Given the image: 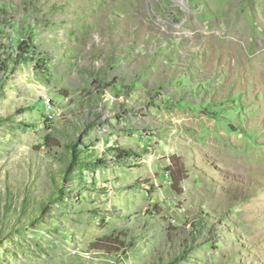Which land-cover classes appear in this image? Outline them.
<instances>
[{"label":"rangeland","instance_id":"obj_1","mask_svg":"<svg viewBox=\"0 0 264 264\" xmlns=\"http://www.w3.org/2000/svg\"><path fill=\"white\" fill-rule=\"evenodd\" d=\"M0 264H264V0H0Z\"/></svg>","mask_w":264,"mask_h":264},{"label":"trees","instance_id":"obj_2","mask_svg":"<svg viewBox=\"0 0 264 264\" xmlns=\"http://www.w3.org/2000/svg\"><path fill=\"white\" fill-rule=\"evenodd\" d=\"M36 48V47H35ZM20 53L19 55H17L16 59L14 60L15 65H18V60H20L23 57V53H30L31 52V48L29 46L23 48L20 47ZM21 54V55H20ZM14 71L16 70V68L13 69ZM67 93V94H66ZM60 95L62 96H66L69 95L67 91L64 92H60ZM118 151L119 157L124 158V157H128L130 156L129 153L133 152V151H128V150H116V152ZM181 163L182 162H172V165H169V173H171L172 176V184L173 187H176L178 185H181L182 182L184 181L185 177H183V175H179L180 174V168H181ZM180 164V165H179ZM181 177H179V176ZM117 242V244H116ZM124 244L123 242H121L118 238H113L112 236H102L100 238H97L94 242L91 243L90 245V249L91 250H96V251H102L107 255H111L113 253H121L122 249L124 248Z\"/></svg>","mask_w":264,"mask_h":264}]
</instances>
